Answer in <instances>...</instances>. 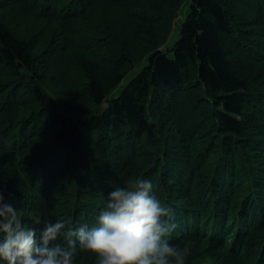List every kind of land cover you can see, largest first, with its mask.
<instances>
[{
    "label": "trees",
    "instance_id": "1",
    "mask_svg": "<svg viewBox=\"0 0 264 264\" xmlns=\"http://www.w3.org/2000/svg\"><path fill=\"white\" fill-rule=\"evenodd\" d=\"M185 2L0 0V194L38 235L139 178L185 264H264V0H191L165 51Z\"/></svg>",
    "mask_w": 264,
    "mask_h": 264
},
{
    "label": "clouds",
    "instance_id": "2",
    "mask_svg": "<svg viewBox=\"0 0 264 264\" xmlns=\"http://www.w3.org/2000/svg\"><path fill=\"white\" fill-rule=\"evenodd\" d=\"M173 219L172 208L153 194L152 182L139 178L108 193L95 226L74 228L71 220L60 219L45 223L39 235L0 194V262L74 264L84 251L97 264H185L188 248L167 239L177 227Z\"/></svg>",
    "mask_w": 264,
    "mask_h": 264
},
{
    "label": "rangeland",
    "instance_id": "3",
    "mask_svg": "<svg viewBox=\"0 0 264 264\" xmlns=\"http://www.w3.org/2000/svg\"><path fill=\"white\" fill-rule=\"evenodd\" d=\"M190 1L191 0H186V2L178 10V15H177V17L174 19V21L172 23V28H171V31H170V36H169L168 40L166 41V43L162 47L163 50L166 51L178 39L179 34H180V27H181L182 23L184 22V20L186 19L187 15H188V11H189L188 8H189ZM142 66L139 67V68H137L134 71L133 74L135 75V73H137L138 71H140L141 68H142ZM129 79L130 78H127L126 79L124 86L127 85V83L129 82ZM120 90L121 89H119L117 92H120ZM115 95H116V93L113 96H115Z\"/></svg>",
    "mask_w": 264,
    "mask_h": 264
}]
</instances>
